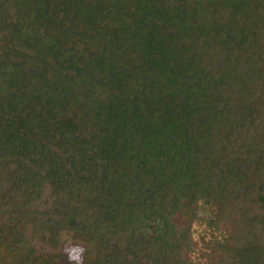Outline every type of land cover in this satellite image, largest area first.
I'll list each match as a JSON object with an SVG mask.
<instances>
[{
	"label": "trees",
	"instance_id": "1",
	"mask_svg": "<svg viewBox=\"0 0 264 264\" xmlns=\"http://www.w3.org/2000/svg\"><path fill=\"white\" fill-rule=\"evenodd\" d=\"M0 264H264V0H0Z\"/></svg>",
	"mask_w": 264,
	"mask_h": 264
},
{
	"label": "rangeland",
	"instance_id": "2",
	"mask_svg": "<svg viewBox=\"0 0 264 264\" xmlns=\"http://www.w3.org/2000/svg\"><path fill=\"white\" fill-rule=\"evenodd\" d=\"M198 210L199 219H195L192 222V234L195 240L199 239V236L203 235L205 238L209 237V227L206 223V218L212 217L216 218L217 214L220 212L219 209L216 208L215 205L208 203L206 200H199L194 204ZM213 235H215L218 239L222 240L227 236V229L219 225L214 231ZM68 251L71 255H77L80 252V248L75 245H69Z\"/></svg>",
	"mask_w": 264,
	"mask_h": 264
}]
</instances>
